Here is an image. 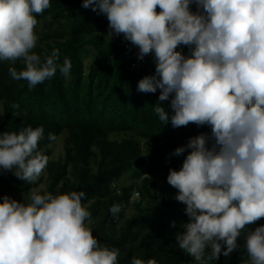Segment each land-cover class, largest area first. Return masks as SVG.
Here are the masks:
<instances>
[{"label": "clouds", "instance_id": "clouds-1", "mask_svg": "<svg viewBox=\"0 0 264 264\" xmlns=\"http://www.w3.org/2000/svg\"><path fill=\"white\" fill-rule=\"evenodd\" d=\"M50 6V0H0V61L22 60L24 68L10 67L9 74L29 89L58 69L67 78L72 67L68 58L58 63L59 49L43 59L33 51L34 13ZM82 7L106 15L109 35L138 47V59L154 57L155 73L140 79L137 91L159 90L154 112L164 125L211 129L172 153L190 150L167 176L189 218L176 234L179 248L196 264H211L236 251L243 237L247 264H264V225L248 228L264 218V0H83ZM43 136L42 126L0 133V170L36 183L49 160L38 150ZM85 199L84 191L33 190L28 202L5 195L0 264H117L119 249L102 246L86 224ZM121 208L109 211L115 216ZM131 264L157 261L133 257Z\"/></svg>", "mask_w": 264, "mask_h": 264}, {"label": "trees", "instance_id": "trees-1", "mask_svg": "<svg viewBox=\"0 0 264 264\" xmlns=\"http://www.w3.org/2000/svg\"><path fill=\"white\" fill-rule=\"evenodd\" d=\"M82 3L50 0L48 9L34 13L43 29L33 51L43 59L59 49L58 63L68 58L72 64L67 78L58 69L52 78L29 89L27 81L9 74L10 67L24 68L22 60L0 61V133L42 126L38 150L49 157L33 184L0 170V202L5 195L28 202L33 190L53 195L84 191L82 203L91 213V223L86 224L102 246L119 249L117 264H131L133 257L155 259L157 264H196L175 238L188 222L186 205L175 199L176 189L165 180L169 169L182 167L190 151L175 156L174 150L211 129L194 124L174 129L170 121L164 125L154 112L159 90L137 91L138 81L155 73L154 57L145 56L144 63L133 58L137 47L122 35L111 37L106 15L85 9ZM186 50L189 47L177 49ZM13 104L19 108L13 109ZM163 106L171 112L170 102ZM49 133L63 138L58 158H51ZM40 183L44 188L37 190ZM113 204L122 205L115 216L109 211ZM173 221L176 227L171 226ZM261 225L264 218L248 228ZM238 243L230 256L221 255L211 264H247L243 237Z\"/></svg>", "mask_w": 264, "mask_h": 264}, {"label": "rangeland", "instance_id": "rangeland-1", "mask_svg": "<svg viewBox=\"0 0 264 264\" xmlns=\"http://www.w3.org/2000/svg\"><path fill=\"white\" fill-rule=\"evenodd\" d=\"M42 21L41 22H38V24L36 25L35 27V32L37 34V36H39V33L41 32V30L43 29V26H42ZM87 61V60H86ZM85 61V62H86ZM1 119H2V114H1V107H0V122H1ZM115 137V136H114ZM63 138L62 137H58L55 141H53L51 144H50V149H51V158H58L62 155V152H63ZM160 185H163L161 183V180L158 179ZM165 182H167V180H165ZM164 183V181H163ZM168 184V183H167ZM44 187H43V183H40L37 187V190H42ZM177 195V190L175 191V196ZM134 197L133 198H136L135 195H133ZM131 211L128 210L126 212V214L129 216L131 215Z\"/></svg>", "mask_w": 264, "mask_h": 264}, {"label": "built area", "instance_id": "built-area-1", "mask_svg": "<svg viewBox=\"0 0 264 264\" xmlns=\"http://www.w3.org/2000/svg\"><path fill=\"white\" fill-rule=\"evenodd\" d=\"M124 46H125V48H127V49L130 48V46H129L128 44H124ZM137 49H138V47H137ZM137 49H134V52H132L131 56H132L133 58H135L136 60H140V59H138L139 51H137ZM189 53H190V50H186V51L183 52V54H184L185 56H188ZM140 61H141L142 63H144V59H143V60H140ZM135 65H137V63H133V66H135Z\"/></svg>", "mask_w": 264, "mask_h": 264}]
</instances>
